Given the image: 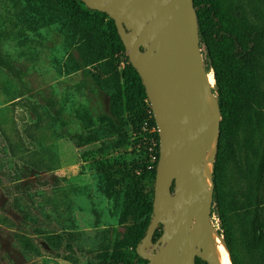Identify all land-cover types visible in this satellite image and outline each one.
I'll return each instance as SVG.
<instances>
[{"label": "rangeland", "instance_id": "374dc122", "mask_svg": "<svg viewBox=\"0 0 264 264\" xmlns=\"http://www.w3.org/2000/svg\"><path fill=\"white\" fill-rule=\"evenodd\" d=\"M83 37L44 0H0V264H100L126 226L100 160L136 157L150 170L157 160L147 122L140 137L128 127L129 144L119 149L104 151L97 140L77 147L71 140V133L85 135L112 118L97 67L79 68ZM123 60L119 54L121 67ZM209 121L212 126L215 111ZM228 173L235 180L232 168ZM211 220L218 230L216 216ZM161 231L159 225L154 237Z\"/></svg>", "mask_w": 264, "mask_h": 264}, {"label": "trees", "instance_id": "16d2710c", "mask_svg": "<svg viewBox=\"0 0 264 264\" xmlns=\"http://www.w3.org/2000/svg\"><path fill=\"white\" fill-rule=\"evenodd\" d=\"M192 2L205 67L214 74L221 114L211 171V215L219 221L216 231L224 237L233 264H264V0ZM44 5L83 33L78 45L83 60L79 68L96 66L97 83L109 93L112 118L85 135L71 133L75 145L97 140L103 142L104 151L119 149L129 144L128 127L139 137L146 122L154 129L157 160L152 170L136 157H113V163L100 160L106 189L113 187L116 192L119 223L126 226L103 250L99 263L146 261L136 247L151 221L159 142L144 85L108 14L88 8L82 0H44ZM119 54L124 55L122 67ZM230 168L235 180L228 173ZM156 239L153 235V241ZM195 264L207 263L197 258Z\"/></svg>", "mask_w": 264, "mask_h": 264}, {"label": "water", "instance_id": "95a60500", "mask_svg": "<svg viewBox=\"0 0 264 264\" xmlns=\"http://www.w3.org/2000/svg\"><path fill=\"white\" fill-rule=\"evenodd\" d=\"M82 2L113 19L144 85L157 128L159 158L152 215L137 254L148 264H195L196 257L207 264H233L224 237L211 231V200L209 207L205 202L212 189L209 193L198 170L208 138L215 132L218 136L221 114L215 80L213 87L204 81L210 72L205 67L192 0ZM208 102L216 110L213 126ZM159 225L161 234L153 241ZM210 235L220 246L209 243Z\"/></svg>", "mask_w": 264, "mask_h": 264}, {"label": "bare ground", "instance_id": "6f19581e", "mask_svg": "<svg viewBox=\"0 0 264 264\" xmlns=\"http://www.w3.org/2000/svg\"><path fill=\"white\" fill-rule=\"evenodd\" d=\"M204 81H205L207 86L213 87L212 86L213 81H212L211 76L209 74L205 77ZM207 111H208V118L209 119H211V117H213V114L215 111V121H216V110H215V108L211 102L207 103ZM216 144H217V133L215 132L214 134H212L208 138V140L204 146L203 152H202V154L198 160L199 174H200V177L202 179V182L207 186L209 193L212 189L210 174H211L212 165H213V161H214V157H215V153H216ZM210 200H211V198L209 196L205 202L207 207L210 206ZM211 231L213 232L212 229H211ZM208 240H209V243L213 247L220 246L219 242L212 235L209 236ZM221 255L224 259H226V254L223 250L221 251Z\"/></svg>", "mask_w": 264, "mask_h": 264}, {"label": "flooded vegetation", "instance_id": "af4514ba", "mask_svg": "<svg viewBox=\"0 0 264 264\" xmlns=\"http://www.w3.org/2000/svg\"><path fill=\"white\" fill-rule=\"evenodd\" d=\"M161 227H162V225H161ZM197 258H198V257L195 258V261H196ZM146 261H147V260H146ZM147 264H148V261H147Z\"/></svg>", "mask_w": 264, "mask_h": 264}]
</instances>
